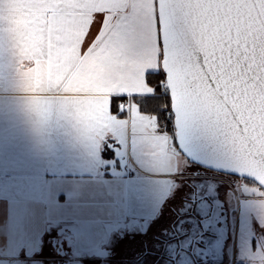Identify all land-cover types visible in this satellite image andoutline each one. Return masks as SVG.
<instances>
[{
  "label": "snow or ice",
  "instance_id": "1",
  "mask_svg": "<svg viewBox=\"0 0 264 264\" xmlns=\"http://www.w3.org/2000/svg\"><path fill=\"white\" fill-rule=\"evenodd\" d=\"M5 35L38 116L57 105L102 145L138 139L173 186L154 230L191 211L264 264V0H0ZM178 143L217 166L190 171Z\"/></svg>",
  "mask_w": 264,
  "mask_h": 264
},
{
  "label": "crops",
  "instance_id": "2",
  "mask_svg": "<svg viewBox=\"0 0 264 264\" xmlns=\"http://www.w3.org/2000/svg\"><path fill=\"white\" fill-rule=\"evenodd\" d=\"M31 95L5 35L0 40V261L47 264L59 250L71 253L76 242L87 247L80 241L90 240L91 233L98 234V248L106 250L107 240H113L119 249L139 234V225L157 222L173 186L149 167L138 139L126 130L102 145L57 105L38 116ZM177 156L188 165L180 149ZM156 192L163 193L161 201ZM246 197L244 204L255 199Z\"/></svg>",
  "mask_w": 264,
  "mask_h": 264
},
{
  "label": "rangeland",
  "instance_id": "3",
  "mask_svg": "<svg viewBox=\"0 0 264 264\" xmlns=\"http://www.w3.org/2000/svg\"><path fill=\"white\" fill-rule=\"evenodd\" d=\"M188 160L190 171L205 169L189 158ZM248 193L253 195L252 192ZM160 194L163 193L156 192L157 201H161ZM244 207L246 210L247 203ZM241 217L244 221L247 220L245 215L241 214ZM174 223L178 226L167 231L154 230L156 222L149 226L143 223L138 226L139 234L133 235L134 239L125 242L124 247L119 249L114 247L113 240H107L106 250L98 248L99 240L96 239L98 234L91 233L90 240L80 241L81 244L88 243L87 247L83 245L79 247L76 242L71 253L59 250L57 255L48 259L47 264H252V260L255 264H261L259 258L249 257V252L254 255L259 250V245L249 244L246 247L240 242L243 235L237 238L235 234L222 233L220 239L215 240L208 231L207 223H202L200 217L191 211L175 217ZM249 225V221L247 225H241L240 233L250 236ZM245 229H248L247 233ZM0 264L8 262L0 261Z\"/></svg>",
  "mask_w": 264,
  "mask_h": 264
},
{
  "label": "water",
  "instance_id": "4",
  "mask_svg": "<svg viewBox=\"0 0 264 264\" xmlns=\"http://www.w3.org/2000/svg\"><path fill=\"white\" fill-rule=\"evenodd\" d=\"M181 152L191 161L206 168H213L217 166V161L211 155H202L190 149L186 143H178Z\"/></svg>",
  "mask_w": 264,
  "mask_h": 264
},
{
  "label": "clouds",
  "instance_id": "5",
  "mask_svg": "<svg viewBox=\"0 0 264 264\" xmlns=\"http://www.w3.org/2000/svg\"><path fill=\"white\" fill-rule=\"evenodd\" d=\"M31 65L30 64H26V67H30Z\"/></svg>",
  "mask_w": 264,
  "mask_h": 264
},
{
  "label": "trees",
  "instance_id": "6",
  "mask_svg": "<svg viewBox=\"0 0 264 264\" xmlns=\"http://www.w3.org/2000/svg\"><path fill=\"white\" fill-rule=\"evenodd\" d=\"M167 102H168L167 100L164 101V103H167Z\"/></svg>",
  "mask_w": 264,
  "mask_h": 264
},
{
  "label": "flooded vegetation",
  "instance_id": "7",
  "mask_svg": "<svg viewBox=\"0 0 264 264\" xmlns=\"http://www.w3.org/2000/svg\"><path fill=\"white\" fill-rule=\"evenodd\" d=\"M205 169H208V168H205Z\"/></svg>",
  "mask_w": 264,
  "mask_h": 264
},
{
  "label": "bare ground",
  "instance_id": "8",
  "mask_svg": "<svg viewBox=\"0 0 264 264\" xmlns=\"http://www.w3.org/2000/svg\"><path fill=\"white\" fill-rule=\"evenodd\" d=\"M206 168V167H205Z\"/></svg>",
  "mask_w": 264,
  "mask_h": 264
}]
</instances>
